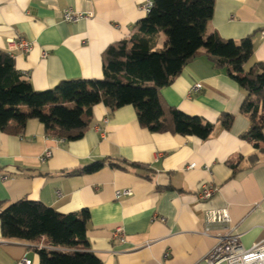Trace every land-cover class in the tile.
<instances>
[{
	"label": "crops",
	"instance_id": "1",
	"mask_svg": "<svg viewBox=\"0 0 264 264\" xmlns=\"http://www.w3.org/2000/svg\"><path fill=\"white\" fill-rule=\"evenodd\" d=\"M145 1L0 0V50L36 90L64 79L101 78L103 51L135 32L133 25L147 14ZM66 8L92 15L66 21ZM210 34L235 42L249 36L253 51L243 68L259 71L264 0H214L204 37ZM147 37L153 49L165 45L162 31ZM19 39L32 48H14L12 41ZM195 83H201L199 89H192ZM246 93L200 48L159 95L165 106L214 123L206 139L151 132L139 124L131 104L112 110L95 104L88 127L72 140L46 134L34 118L22 132L10 123L8 131L0 130V201H40L61 213L86 209L88 249L101 264H205L224 228L213 225L203 235L204 221L221 208L241 246L252 247L264 238V140L242 137L250 127L249 116L240 111ZM224 112L234 116L228 129L218 123ZM46 150L51 155L43 160ZM99 159L104 165L95 172L67 173ZM206 187L215 190L202 198ZM123 188L131 194L115 198V190ZM38 247L64 249L45 237L26 241L4 238L0 231V264L23 257L39 264Z\"/></svg>",
	"mask_w": 264,
	"mask_h": 264
},
{
	"label": "trees",
	"instance_id": "2",
	"mask_svg": "<svg viewBox=\"0 0 264 264\" xmlns=\"http://www.w3.org/2000/svg\"><path fill=\"white\" fill-rule=\"evenodd\" d=\"M213 1L153 0L150 11L133 25L135 32L105 48L103 76L98 79H64L53 88L36 90L15 68L11 55L0 50V130L8 131L13 123L15 131L22 132L26 121L34 118L43 124L46 134L72 140L88 127L95 104L103 103L110 110L131 104L139 124L151 132L169 131L206 139L214 123L165 106L159 95V88L169 84L204 48L247 91L240 111L249 116L250 127L242 137L264 140V65L259 71L244 70L253 51L249 36L239 42L215 34L204 37ZM161 30L165 45L153 49L147 36ZM233 119L232 114L224 112L218 123L228 129ZM104 161L95 160L67 173L95 172ZM88 218L86 209L80 214L61 213L40 201H0V231L4 238L37 241L45 237L50 245L64 248H36L39 264H101L88 249Z\"/></svg>",
	"mask_w": 264,
	"mask_h": 264
},
{
	"label": "built area",
	"instance_id": "3",
	"mask_svg": "<svg viewBox=\"0 0 264 264\" xmlns=\"http://www.w3.org/2000/svg\"><path fill=\"white\" fill-rule=\"evenodd\" d=\"M153 0H146L142 6L145 13H148L152 7ZM91 13L84 14L79 11H75L71 8H66L63 13V18L66 21H75L82 17L91 16ZM11 45L14 48H19L24 52H28L32 48V43L24 40H14ZM45 56L46 52H42ZM201 83H195L192 89H199ZM64 139V138H62ZM51 155L50 150H46L42 155V159H46ZM214 188L206 187L201 193L200 197L209 198L213 192ZM131 194L130 189H116L114 192L115 198H120L122 196H128ZM230 221L228 212L226 208L215 209L208 213L202 229L203 235H209L210 229L213 225H219L224 228V232L216 236V242L210 251L204 257L205 264H219L221 262H226L227 264H264V238L255 243L252 247L243 248L240 243V236L233 232V229L229 227L228 223ZM115 235L121 238V228L116 227L114 231ZM16 264H31V260L25 257L17 261Z\"/></svg>",
	"mask_w": 264,
	"mask_h": 264
},
{
	"label": "rangeland",
	"instance_id": "4",
	"mask_svg": "<svg viewBox=\"0 0 264 264\" xmlns=\"http://www.w3.org/2000/svg\"><path fill=\"white\" fill-rule=\"evenodd\" d=\"M162 31V30H161ZM163 32V31H162ZM164 33V32H163Z\"/></svg>",
	"mask_w": 264,
	"mask_h": 264
}]
</instances>
